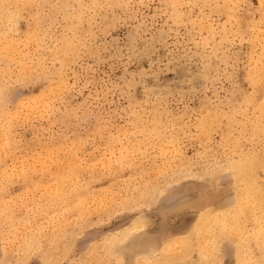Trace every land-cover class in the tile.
Listing matches in <instances>:
<instances>
[{
	"label": "snow or ice",
	"instance_id": "obj_1",
	"mask_svg": "<svg viewBox=\"0 0 264 264\" xmlns=\"http://www.w3.org/2000/svg\"><path fill=\"white\" fill-rule=\"evenodd\" d=\"M0 14V264H264V0Z\"/></svg>",
	"mask_w": 264,
	"mask_h": 264
},
{
	"label": "rangeland",
	"instance_id": "obj_2",
	"mask_svg": "<svg viewBox=\"0 0 264 264\" xmlns=\"http://www.w3.org/2000/svg\"><path fill=\"white\" fill-rule=\"evenodd\" d=\"M157 2H158V0H157ZM256 3L258 4L259 3V0H256ZM2 17V18H1ZM0 27H3L5 24H7L6 23V21L4 20V18H3V16H2V14H0ZM3 21H5V22H3ZM2 23V24H1ZM20 25H21V27H20V31L21 32H24V31H26L27 30V20L26 19H24V20H21L20 22ZM141 66L143 67V68H147L148 67V62L145 60V61H143V62H141ZM136 69V65L134 64V65H132V67H131V69L130 70H135ZM167 75H170V74H167ZM167 75L165 76V78H167ZM37 89H39V84H37L36 86H35ZM200 150V145H199V141H195V142H193V141H189L188 142V144H187V146L185 147V149H184V151L186 152V153H191L193 150Z\"/></svg>",
	"mask_w": 264,
	"mask_h": 264
},
{
	"label": "bare ground",
	"instance_id": "obj_3",
	"mask_svg": "<svg viewBox=\"0 0 264 264\" xmlns=\"http://www.w3.org/2000/svg\"><path fill=\"white\" fill-rule=\"evenodd\" d=\"M2 16H3V14H2ZM2 18V17H1ZM1 20V19H0ZM4 20L6 21V23H7V19L6 18H4ZM5 21H3V22H5ZM2 24V23H1Z\"/></svg>",
	"mask_w": 264,
	"mask_h": 264
}]
</instances>
